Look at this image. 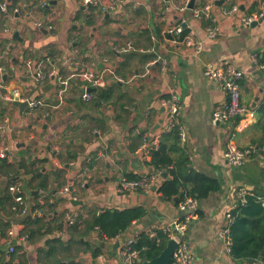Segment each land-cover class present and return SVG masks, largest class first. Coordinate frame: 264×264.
Listing matches in <instances>:
<instances>
[{
  "label": "crops",
  "instance_id": "obj_1",
  "mask_svg": "<svg viewBox=\"0 0 264 264\" xmlns=\"http://www.w3.org/2000/svg\"><path fill=\"white\" fill-rule=\"evenodd\" d=\"M41 1L19 0V13L8 14L3 23L8 24L9 37L0 35V53L10 41L8 58L0 60L5 66V73H0V93L16 87L29 99H44V104L26 117L28 108L20 112L13 102L0 98L4 110L0 123L3 117L8 118L7 127L0 130V148L7 149L8 162L19 164L17 181L22 184L27 209L24 213L13 210V194L8 190L11 183L0 173V198L5 188L11 195V204L0 203V264H91L95 261L92 250L98 245L109 258H117L127 238L142 232L153 237L154 229L181 220L185 213L176 199L165 200L158 192L167 173L157 177L148 190H119L114 183L119 176L155 172L148 163L150 157L143 161L136 150L143 133L150 139L160 136V142L169 132L164 126V103L172 95L181 105L179 121L184 131L178 149L170 152L188 178L182 181L181 193L187 194L192 187L189 175H204L219 183V189L199 199L195 217L182 238L195 264H235L219 234L227 222L226 213L239 204L238 187L249 194L264 189L260 153L264 144L258 146L264 139L258 126V108L264 100V72L258 66L264 61V17L254 26L240 22L243 13L260 8L257 0H225L222 4L212 0L211 14L220 28L213 39L206 37L208 19L194 17L192 8L181 9L184 0H120L116 11L109 13L83 0L50 1L42 11L38 9L43 8ZM232 5L239 11L225 15L224 10ZM91 15L93 26L84 23ZM31 19L52 24L53 29L35 27ZM181 19L202 40L201 52L171 42L167 29ZM128 44L130 49L121 50ZM73 50L76 64L67 61ZM25 51L35 62H45L63 75L87 68L101 72L109 67L113 73L105 74V99L94 93L90 102L82 101L84 82L72 78L64 104L55 107V81L36 87L21 68ZM153 60L157 61L151 63ZM227 63L242 72L241 103L247 110L242 126L237 125V118L219 124L211 120L212 111L226 95L217 82L204 75V69ZM115 76L121 80L116 81ZM31 133L33 139H29ZM229 140L240 147L253 146L257 153L243 166L232 167L223 158ZM55 146L58 154L53 151ZM68 183L70 192L59 194ZM128 207H142L145 214L114 240L101 239L81 221L89 218L91 211ZM72 214L81 216L73 226L67 224ZM10 217L21 220L12 223L7 220ZM116 241L119 245L113 248ZM10 244L14 245L12 253L8 252Z\"/></svg>",
  "mask_w": 264,
  "mask_h": 264
},
{
  "label": "built area",
  "instance_id": "obj_2",
  "mask_svg": "<svg viewBox=\"0 0 264 264\" xmlns=\"http://www.w3.org/2000/svg\"><path fill=\"white\" fill-rule=\"evenodd\" d=\"M50 1L58 0H42L41 7H45ZM120 0H83L84 4L92 3L99 5L103 13L114 12L117 9L118 2ZM190 0H184L181 6V9L187 8V5ZM213 1L204 2L203 0L199 1L197 5H194L191 9L192 14L196 18H206L210 21V24H207L205 27L206 37L209 39L215 38L219 33V26L216 23V19L211 14ZM9 5L8 0H2L0 2V11H6ZM258 6L260 7L256 12L246 14L243 13L240 22L243 25H250L255 21H259L264 17V1H259ZM19 8L17 6L12 8V13L17 15L19 13ZM239 11L237 5H232L229 8L224 10L225 15L232 16ZM15 17H11L10 19ZM32 25L35 27H43L49 30L53 29L52 24H44L43 22L35 19H31ZM1 36L8 38L10 35V29L8 24H3L1 28ZM167 33L171 36L170 40L173 43H180L186 47L192 48L194 53H199L203 50L202 40L195 37L194 31L187 24L184 19H181L178 23L172 24L168 27ZM131 48V45L124 47L121 50H128ZM10 49V41L5 43V47L0 53V60L3 62L8 58V51ZM73 54L68 55L67 61L69 63L76 64L74 60L75 51ZM153 60L151 63L156 62ZM22 70L24 71L27 77L33 79V83L36 87H41L48 80H54L56 83V103L55 107H60L64 104L65 96L68 91V87L72 78H77L82 80L83 89L81 94V99L84 102H90L94 96V90L104 88L107 84V79L105 74L113 73L112 69L109 67L105 68L101 72H95L89 68L84 70H72L70 73L63 75L59 72V69L53 68L45 64V62H35L32 58H22ZM259 68L264 72V61L259 63ZM0 73H5L4 64L0 63ZM204 75L215 82H217L225 92V99L222 103L215 108L211 113V120L214 124L226 123L232 119L237 118V125L242 126L244 123V115L247 110L245 106L241 103V92L239 80L241 79L242 72L237 69L233 64L227 63L223 67H213L212 65H207L204 69ZM116 81H120V78L115 76ZM90 89H93L92 91ZM0 98L7 103H12L13 101H27L28 110L25 111V116L30 117L36 107H39L44 104L43 98H32L29 99L24 96L20 90L16 87L6 89L1 91ZM164 105H166V119H165V130L171 131L174 128L178 129L180 139H184L183 127L180 124L179 116L181 113V105L178 101L176 95H172L169 100H167ZM8 118L3 117L0 123V130H4L7 127ZM148 133L142 134V142L137 148L136 152L139 154L140 159L146 161L151 153L157 149L159 144L160 136H157L153 139H150ZM60 137V136H59ZM58 137V139H59ZM34 138V133L29 134V139ZM55 154H58V146L53 148ZM257 153V150L253 146L240 147L234 141L229 140L226 143L223 158L225 162L232 167H241L246 161L254 154ZM261 156L264 158V146L261 148ZM7 157V149L2 147L0 148V158ZM162 174L161 170H155V172L136 177L129 178L126 176H119L115 179L114 183L119 190H148L151 185L154 184V181L157 177ZM8 190L13 194V210L20 211L24 213L27 211L25 202L22 184L20 182H13L8 185ZM70 192V183L64 185L59 189V194L66 195ZM237 199L239 203L245 202V197L247 190L243 187H238L237 190ZM198 199L190 196H186L180 203L179 208L184 211V217L178 221H172L163 227V231L166 232L168 238L175 239L177 246L173 251L170 264H195V257L193 253L189 250L188 243L185 239L182 238V235L186 228L188 227L191 220L195 217V212L198 208ZM19 213V212H18ZM227 222L225 226L220 230V237L224 240L226 247L230 250V239L228 236L229 233V224L232 221V214L230 212L226 213ZM77 222V215L72 214L67 219L68 225H74ZM10 235L13 234V231L10 230ZM117 239V238H116ZM114 240V239H111ZM135 243V237L127 238L121 247L117 251V258H109L104 252H99L95 256V261L91 264H138L139 263V250L133 247ZM14 251V245L10 244L8 246V252L12 253Z\"/></svg>",
  "mask_w": 264,
  "mask_h": 264
},
{
  "label": "trees",
  "instance_id": "obj_3",
  "mask_svg": "<svg viewBox=\"0 0 264 264\" xmlns=\"http://www.w3.org/2000/svg\"><path fill=\"white\" fill-rule=\"evenodd\" d=\"M19 0H9V5L6 11H0V25L5 23L8 14L12 13V8L18 4ZM259 1L264 0H257ZM46 11V7L38 8ZM95 10V7H90ZM209 20L206 24H209ZM84 23L93 26L95 20L93 16H89L84 20ZM5 42V40H4ZM3 45V43H1ZM4 48V45H3ZM2 48V49H3ZM24 58H29L28 53H23ZM30 55V54H29ZM11 55L10 60H12ZM1 62V61H0ZM99 98L103 97L104 90L102 88L94 90ZM105 99V97H103ZM4 110L0 108V116L3 115ZM260 114L259 129L264 134V100L261 101L258 108ZM180 136L177 128L165 133L157 149H155L148 161L149 165L155 170H161L162 174L167 173L168 177L158 187V192L165 200H174L176 197L177 204H179L186 196L199 199L207 196L209 191L219 189V183L206 178L204 175H189L192 187L187 194L181 193L184 180H188L183 175L180 165L173 161L170 152L178 149ZM170 141V144L167 142ZM264 144V139L258 146ZM261 148V147H260ZM259 148V149H260ZM0 173L8 176L9 183L17 181L21 175L18 163H10L6 158H0ZM191 176V177H190ZM129 178H136L128 176ZM264 189L256 191L253 194H247L244 203H239L234 209L230 211L233 218L229 224V239H230V255L235 264H246L260 262L264 264ZM8 202L11 204V195L5 188L3 196L0 198V203ZM145 214L142 207H128L123 209L105 208L99 212L91 211L89 218L81 219L85 224L87 230L95 229L98 235L103 240H111L118 238L122 233L127 231L133 223L141 219ZM79 215L77 218L80 219ZM75 225V224H74ZM73 226V225H72ZM168 236L161 228L154 229L153 237L145 232L140 233L135 237L133 247L139 250V257L141 259H151L157 256L165 246ZM102 249L100 245L92 250L93 256H96ZM13 257V254L11 255ZM3 264H5L3 262ZM140 264V263H138Z\"/></svg>",
  "mask_w": 264,
  "mask_h": 264
},
{
  "label": "water",
  "instance_id": "obj_4",
  "mask_svg": "<svg viewBox=\"0 0 264 264\" xmlns=\"http://www.w3.org/2000/svg\"><path fill=\"white\" fill-rule=\"evenodd\" d=\"M225 0H218L216 1L218 4H222ZM194 3H195V0H190L187 7L188 8H193L194 6ZM260 21V20H259ZM259 21H255L253 23H251L250 25L251 26H254L256 25ZM91 91L93 89H90ZM27 101H13V105L17 106L20 110V112H23L25 110V108L27 107ZM175 199L177 200V198L175 197ZM79 203H82L79 201ZM8 221H11L12 223H18L21 218H13V217H10V218H7ZM119 245V241H116L114 244H113V248H116L117 246ZM177 246V243L175 241V239L173 238H170L167 240L165 246L163 247V249L160 251V253L151 258V259H139V263L140 264H170V261H171V258H172V254H173V251L175 250Z\"/></svg>",
  "mask_w": 264,
  "mask_h": 264
}]
</instances>
